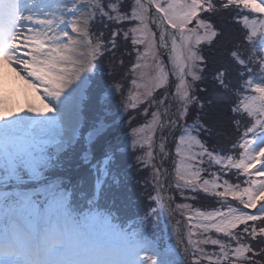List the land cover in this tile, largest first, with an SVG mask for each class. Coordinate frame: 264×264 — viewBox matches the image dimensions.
Returning a JSON list of instances; mask_svg holds the SVG:
<instances>
[{
	"label": "snow or ice",
	"instance_id": "snow-or-ice-1",
	"mask_svg": "<svg viewBox=\"0 0 264 264\" xmlns=\"http://www.w3.org/2000/svg\"><path fill=\"white\" fill-rule=\"evenodd\" d=\"M0 66V264H264V0H0ZM217 99L234 135L206 119ZM126 149L131 216L70 174Z\"/></svg>",
	"mask_w": 264,
	"mask_h": 264
},
{
	"label": "trees",
	"instance_id": "trees-1",
	"mask_svg": "<svg viewBox=\"0 0 264 264\" xmlns=\"http://www.w3.org/2000/svg\"><path fill=\"white\" fill-rule=\"evenodd\" d=\"M216 23L221 25L225 28V41H223L221 44L217 45L216 47H213L210 49V56L215 57L217 60H220L221 56L224 55V43L226 41H230L234 37L238 35V27L236 24L232 23L231 21V15L229 13H224L221 16L216 18ZM219 49V50H218ZM117 58H119V54H117ZM222 62V61H221ZM109 73V64L107 59L105 60L103 65L98 66L97 68V74L101 77H104L105 79L108 78ZM208 87L211 89V85L209 84ZM210 96H214L215 93L211 92L209 93ZM119 106V99L117 98L113 103V110ZM208 115L206 119L209 121L210 124L219 125L222 128L227 129V133H231L234 135L233 129L228 126L229 124V113H228V104L226 102L222 103L218 99L214 100L213 105L210 109H207ZM223 117L221 120L220 117ZM128 128L127 122L120 125V127L117 129L115 135L122 136L123 131ZM226 133V135H227ZM216 135V132L214 131L213 136ZM209 141L211 143H219L221 145L224 144L223 139H213L212 136L208 137ZM127 154L120 160L117 168H109V176L108 177H102L101 172L99 171V168H103V164L101 163L99 165V168L97 171L93 172L90 171L87 167H81L79 169H76L75 166H73V169L71 171V175L73 177V180H77L80 178H83L84 180V188L87 189L89 192L92 191L95 179L100 177L104 180V183L102 185V188L104 190L103 200L102 203H105L106 205L115 207L119 210L121 216H131L134 215L135 212L142 208L143 201H137L136 204H130L128 201V197L131 196L133 199H135L139 192V181L142 175H146L145 173H137L135 161L133 159V154L130 149H126ZM99 156V153L97 154ZM170 167V165H167ZM119 171L121 173V180L123 181L122 187L119 189L115 187H109V183L112 179V172L113 171ZM194 203L195 206L200 207L202 210H210L213 207L218 206L214 199L210 197L204 196V194H200L198 199L195 201H191ZM162 228V222L161 219L154 220L150 225L149 229L152 231H161ZM161 233V232H160Z\"/></svg>",
	"mask_w": 264,
	"mask_h": 264
},
{
	"label": "rangeland",
	"instance_id": "rangeland-1",
	"mask_svg": "<svg viewBox=\"0 0 264 264\" xmlns=\"http://www.w3.org/2000/svg\"><path fill=\"white\" fill-rule=\"evenodd\" d=\"M166 167H169L166 165ZM191 202V201H190ZM161 222H162V228H161V233L159 231H152L149 229L150 232H152L154 235H157L161 241L163 242L164 240L167 239V235H166V231H164L165 229V220L161 219Z\"/></svg>",
	"mask_w": 264,
	"mask_h": 264
},
{
	"label": "bare ground",
	"instance_id": "bare-ground-1",
	"mask_svg": "<svg viewBox=\"0 0 264 264\" xmlns=\"http://www.w3.org/2000/svg\"><path fill=\"white\" fill-rule=\"evenodd\" d=\"M5 73L8 75L9 79H11L15 76V74L12 73L10 68H7L5 66H0V76H3ZM19 99L22 101V99H23L22 94H21Z\"/></svg>",
	"mask_w": 264,
	"mask_h": 264
}]
</instances>
